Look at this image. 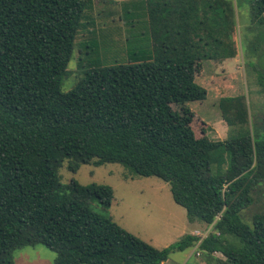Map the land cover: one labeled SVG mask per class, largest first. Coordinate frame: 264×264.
Wrapping results in <instances>:
<instances>
[{
    "label": "trees",
    "instance_id": "16d2710c",
    "mask_svg": "<svg viewBox=\"0 0 264 264\" xmlns=\"http://www.w3.org/2000/svg\"><path fill=\"white\" fill-rule=\"evenodd\" d=\"M145 4L150 49L129 38L133 61L92 67L63 92L78 34L94 33L82 24L94 25L93 0H0V264L36 246L55 254L53 264H163L194 246L210 264H264V211L242 219L264 189V138L209 140L187 107L207 97L196 83L202 62L237 54L233 8L225 0ZM251 11L264 22V0H251ZM125 20L146 30L140 17ZM219 107L228 126L247 124L241 98ZM64 162L72 174L118 164L132 178H158L189 223L212 231L157 249L92 209L94 201L110 207L111 187L60 183Z\"/></svg>",
    "mask_w": 264,
    "mask_h": 264
},
{
    "label": "rangeland",
    "instance_id": "374dc122",
    "mask_svg": "<svg viewBox=\"0 0 264 264\" xmlns=\"http://www.w3.org/2000/svg\"><path fill=\"white\" fill-rule=\"evenodd\" d=\"M225 1L234 11L232 37L236 42V60L219 67L204 63L196 83L206 89L207 97L204 101L189 103L187 107L202 123L197 131L205 132L209 140L223 141L249 134L254 141H260L264 138V88L260 84L261 80L264 81V22L260 24L254 19L251 0ZM123 4V0H93L89 14L94 17V25L85 19L82 24L88 25V31L94 33L90 36L84 30L78 34L67 66L68 73L62 81L63 92L72 90L83 73L92 67H107L132 60L126 43L129 38L140 39L150 49L148 33L140 26L131 28L124 25ZM125 15L128 16L127 13ZM130 22L134 23L133 20ZM87 38H91V42L82 47ZM235 97L241 98L245 106L247 124L228 126L219 106L223 98ZM216 165L214 170L218 168ZM220 167L225 168L226 164ZM58 179L62 184L75 179L81 185L97 183L111 187L113 200L110 207L102 209L94 201L92 209L111 217L121 228L157 249L175 244L186 234L202 237L212 231V226L188 222L185 210L173 201L169 184L155 177L132 178L118 164L82 165L72 174L64 162L58 170ZM253 196V204L242 213L246 223H250L255 213L264 211V189L259 188ZM211 256L224 262L219 253ZM54 259L55 254L43 246L22 248L13 254V264H53ZM164 264L210 263L194 246L183 252L171 253Z\"/></svg>",
    "mask_w": 264,
    "mask_h": 264
},
{
    "label": "crops",
    "instance_id": "0c3cea01",
    "mask_svg": "<svg viewBox=\"0 0 264 264\" xmlns=\"http://www.w3.org/2000/svg\"><path fill=\"white\" fill-rule=\"evenodd\" d=\"M145 2H146V0H141V1H137V2H134L132 0H123L124 4L122 5V9L125 12H126V10H128V12H129L128 14H131L133 16V18H137V17L139 18V16H140V20L143 22L141 25H143V28L146 29L144 31L146 33L147 32V26L145 24V21H146V10H145L146 4H145ZM124 15H125V13H124ZM124 15L122 16V18H125ZM232 40L234 43H236L234 37H232ZM235 46H236V44H235ZM235 58L236 57L224 59L221 63H219V61H203L202 66H204V63H206V64L211 63L212 65L216 64L219 67L220 65H224L225 63H227L229 61L236 60ZM200 86H202V85H200Z\"/></svg>",
    "mask_w": 264,
    "mask_h": 264
},
{
    "label": "built area",
    "instance_id": "2783aa9c",
    "mask_svg": "<svg viewBox=\"0 0 264 264\" xmlns=\"http://www.w3.org/2000/svg\"><path fill=\"white\" fill-rule=\"evenodd\" d=\"M193 235H196V236H198L199 234H193ZM200 237V236H199ZM205 236H202V237H200V238H204Z\"/></svg>",
    "mask_w": 264,
    "mask_h": 264
}]
</instances>
